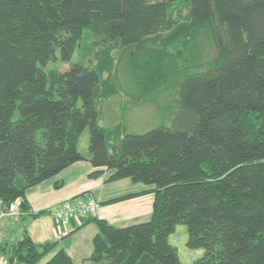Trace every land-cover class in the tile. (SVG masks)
Wrapping results in <instances>:
<instances>
[{"label":"trees","instance_id":"1","mask_svg":"<svg viewBox=\"0 0 264 264\" xmlns=\"http://www.w3.org/2000/svg\"><path fill=\"white\" fill-rule=\"evenodd\" d=\"M84 29L100 45L88 65L38 66L55 48L69 62ZM201 37L215 49L205 61L196 57ZM114 48L143 94L177 84L178 107L169 124L109 144L96 101L115 91ZM85 128L87 156L77 150ZM84 159L89 178L107 171L105 182L147 187L102 204L153 194L145 221L85 217L97 228L93 263L264 264V0H0V201L19 198L25 213L27 189ZM177 224L186 246L203 250L189 263L168 242ZM56 243L25 231L0 251L8 264L49 254L41 264H76Z\"/></svg>","mask_w":264,"mask_h":264},{"label":"rangeland","instance_id":"2","mask_svg":"<svg viewBox=\"0 0 264 264\" xmlns=\"http://www.w3.org/2000/svg\"><path fill=\"white\" fill-rule=\"evenodd\" d=\"M186 12L187 8L184 7L182 9V13L185 14ZM206 41L207 39H203V37L198 39V46L196 47L197 59H202L205 61L209 58V56L212 57L214 55L215 49L213 43L211 41H208L207 43ZM99 48L100 45L94 43L89 29H84L80 43L75 47L69 62L61 61L59 49L55 48L53 57L49 58L44 65L38 64V66L42 67L45 71H65L68 69L70 63L88 65V61L93 58L94 53ZM113 56L115 58L116 64L114 71L112 70L109 76L105 72L102 77L105 78L108 76V79L113 82L115 91H113V94H111L109 97L100 98L96 101L98 123L104 128L112 131L111 137L108 138L109 144L114 141V138L117 135L120 136L124 133H143L157 125L169 124L172 121L178 107L177 84L171 82L154 93L143 94L142 88L140 87L142 83H138L135 80L134 73L131 70L132 67L127 61V56L122 55V53H120L117 48L113 49ZM88 138V129L85 128L77 141V150L82 155H88ZM53 180V178H50L45 181L46 183L43 184V187L49 183H52ZM144 187L146 186L143 183H134L129 179L124 178L121 181L107 183L104 186V190L106 195L111 197L114 195H122L139 191ZM22 215L24 214H21L15 219L9 218V216L6 218L14 221L19 219ZM36 220H41V223L48 226L49 223L52 222V217L47 211L38 217H26L22 223L16 227V232L13 239L16 240L20 237V231L22 227L29 223V221ZM93 225L91 224L90 228ZM46 237L44 238L45 241L56 240L57 243L55 250L63 246L61 239L57 240L56 238H49L47 235ZM80 237V244L73 243L72 239H69L72 243L69 246V253L72 257V260L76 264H95L86 257L90 248V242H87V240L82 237V234ZM0 239L1 245L3 243V236L1 233ZM186 239L187 228L185 224L175 225L173 232L168 236V242L175 246L178 258L183 263L191 262L203 254V250L201 248L187 247ZM50 255L51 254L41 259L38 264L46 261Z\"/></svg>","mask_w":264,"mask_h":264},{"label":"crops","instance_id":"3","mask_svg":"<svg viewBox=\"0 0 264 264\" xmlns=\"http://www.w3.org/2000/svg\"><path fill=\"white\" fill-rule=\"evenodd\" d=\"M92 170L93 167L90 165L87 159L80 160L69 165L56 174L53 177L54 180L52 183H49L43 187V184L46 183L44 181L39 185L27 189L25 193V199L27 202L28 211L17 220L12 221L8 218H5L0 224V233L3 236V242L9 244L15 241L13 238L15 236L16 227H18L26 217H31V213H36L43 210L46 211L47 208L53 204L78 195H87L93 197L99 203V209L95 216L98 218H103L108 223L117 227H123L126 225L142 222L149 218L153 201L152 193H145L131 199L104 205L101 202L119 195H114L111 197L106 195L104 186L109 182H105L104 179L107 176V171L103 172V174L97 178H89L88 173H90ZM121 180L123 179L113 182ZM54 182L62 184L61 187L54 188ZM146 188L147 187H144L143 189ZM84 220V217H75L70 219L66 234H61L60 226L53 220V218L52 222L49 223L48 226L41 223V220H36L37 222L29 221V223L22 227L20 231V237L26 231L36 242H46L44 240L46 235L49 236V238H56L57 240L61 239V242L63 243L61 248H63L70 255L69 246L72 243L69 239L71 238L73 243L80 244V235L82 234V237L87 240V242H90V248L88 254L86 255V257H88L91 252V238L97 232V228L93 225V222H88L85 225H82ZM91 224L93 226L90 228ZM78 226L80 227L74 229Z\"/></svg>","mask_w":264,"mask_h":264},{"label":"built area","instance_id":"4","mask_svg":"<svg viewBox=\"0 0 264 264\" xmlns=\"http://www.w3.org/2000/svg\"><path fill=\"white\" fill-rule=\"evenodd\" d=\"M21 199L17 198L8 205L0 201V224L1 221L9 218H17L24 212L21 210ZM99 203L91 196L78 195L58 202L47 208L53 220L60 226L61 234H66L69 227V220L75 217L95 216ZM1 243V239H0ZM0 264H8L7 257L0 251Z\"/></svg>","mask_w":264,"mask_h":264}]
</instances>
